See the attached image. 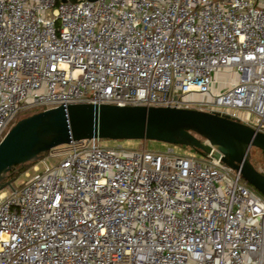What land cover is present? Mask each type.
<instances>
[{"label": "built area", "instance_id": "built-area-1", "mask_svg": "<svg viewBox=\"0 0 264 264\" xmlns=\"http://www.w3.org/2000/svg\"><path fill=\"white\" fill-rule=\"evenodd\" d=\"M73 104L197 110L264 134V0H0V142ZM0 264H264V196L173 145L71 141L0 191Z\"/></svg>", "mask_w": 264, "mask_h": 264}, {"label": "water", "instance_id": "water-1", "mask_svg": "<svg viewBox=\"0 0 264 264\" xmlns=\"http://www.w3.org/2000/svg\"><path fill=\"white\" fill-rule=\"evenodd\" d=\"M94 2L96 0H88ZM155 141L191 148L240 173L264 196V174L250 162L264 134L225 116L190 109L73 104L18 119L0 142V191L11 188L7 175L36 162L50 150L81 140Z\"/></svg>", "mask_w": 264, "mask_h": 264}, {"label": "rangeland", "instance_id": "rangeland-1", "mask_svg": "<svg viewBox=\"0 0 264 264\" xmlns=\"http://www.w3.org/2000/svg\"><path fill=\"white\" fill-rule=\"evenodd\" d=\"M231 77L229 75L226 76H219V80L222 82H227ZM200 98V97H197ZM100 144L103 147H114L117 144L122 145L126 149H131V150H136V149H141L145 148L148 151H161L163 150L167 144H163L160 142H155V141H110V140H100ZM174 146V149L176 150L177 153L184 155V156H190V157H198L197 154L189 147H184V146ZM57 159L51 158L49 159L48 164H52L56 162ZM250 162L252 165L262 172L264 174V160L261 154V151H259L256 148H252L250 150ZM30 168V167H29ZM28 168V169H29ZM43 166H40L41 171H43ZM250 189L254 190L251 186H249ZM257 192L256 190H254ZM257 194L261 195L260 193L257 192ZM262 196V195H261Z\"/></svg>", "mask_w": 264, "mask_h": 264}, {"label": "trees", "instance_id": "trees-1", "mask_svg": "<svg viewBox=\"0 0 264 264\" xmlns=\"http://www.w3.org/2000/svg\"><path fill=\"white\" fill-rule=\"evenodd\" d=\"M68 1H71L73 2L74 0H68ZM21 117V116H20ZM48 154L47 153H44L40 156V158H43L45 157L46 155ZM198 156H201V155H198ZM35 162H31V163H27V164H24L23 166H17L16 168H14L10 173H8L7 175V180H15L19 177L20 174H22L25 170H27L29 167H31L32 165H34Z\"/></svg>", "mask_w": 264, "mask_h": 264}]
</instances>
